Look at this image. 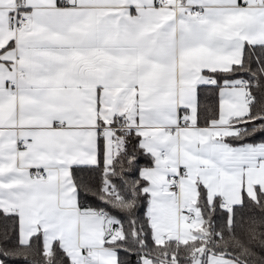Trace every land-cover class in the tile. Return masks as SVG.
Instances as JSON below:
<instances>
[{"label": "snow or ice", "instance_id": "snow-or-ice-1", "mask_svg": "<svg viewBox=\"0 0 264 264\" xmlns=\"http://www.w3.org/2000/svg\"><path fill=\"white\" fill-rule=\"evenodd\" d=\"M0 264H264V0H0Z\"/></svg>", "mask_w": 264, "mask_h": 264}]
</instances>
